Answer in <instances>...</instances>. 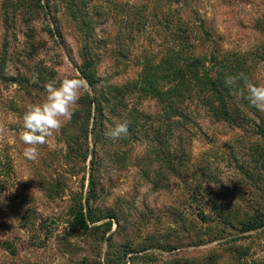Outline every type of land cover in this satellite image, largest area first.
Segmentation results:
<instances>
[{
    "label": "rangeland",
    "instance_id": "1",
    "mask_svg": "<svg viewBox=\"0 0 264 264\" xmlns=\"http://www.w3.org/2000/svg\"><path fill=\"white\" fill-rule=\"evenodd\" d=\"M223 57L264 85V0H0V264H264V112L237 92L220 120L178 76ZM75 77L71 121L25 158L27 106Z\"/></svg>",
    "mask_w": 264,
    "mask_h": 264
},
{
    "label": "clouds",
    "instance_id": "2",
    "mask_svg": "<svg viewBox=\"0 0 264 264\" xmlns=\"http://www.w3.org/2000/svg\"><path fill=\"white\" fill-rule=\"evenodd\" d=\"M224 83L230 89L237 90L251 106L264 112V85L250 83L243 73L226 76ZM88 89L87 81L79 77L65 78L58 86L54 82L45 86L46 96L43 102L28 105L22 116L23 130L19 134V140L25 145V158L33 161L38 159V146L44 145L48 138L58 133L66 122L71 121L75 105L82 92ZM128 127V121L115 122L106 136L112 141L123 139L128 135Z\"/></svg>",
    "mask_w": 264,
    "mask_h": 264
},
{
    "label": "trees",
    "instance_id": "3",
    "mask_svg": "<svg viewBox=\"0 0 264 264\" xmlns=\"http://www.w3.org/2000/svg\"><path fill=\"white\" fill-rule=\"evenodd\" d=\"M226 59L227 57H223L221 61H217L214 59L215 60L214 62L216 63L217 66L219 65L220 68H222V65L224 64L223 69L216 71L215 76L199 73L198 66L201 63L197 59L192 60L191 62L189 61V63L187 64L188 72H189L188 75L182 70V73L180 72L178 76H180L182 80H193L196 82L204 81V86L212 94L211 99L209 101V106L212 109L214 116L220 120L229 123H235L236 118L233 115V110L237 111L239 108L237 107L236 103L234 104L232 103L234 107L233 106L231 107L230 101L236 100V93L238 91L235 89H230L224 83L225 77L229 75V73L225 71ZM84 76L87 78V80H89L88 83L90 87L93 89L95 86L94 85L95 81H91V79L93 80L94 77L91 75H86V73H84ZM122 94L124 95V93ZM109 103H110V97L106 93H103L100 97H98L97 95L93 96L89 98L87 102V104L89 105V109H88L89 114H91L92 108L93 106H95L94 121L97 123V119H98L100 121V126L102 127L104 120L106 119V107ZM130 128H132L133 130V128L135 129L137 127L134 125ZM90 186H91L90 189L91 197L95 198L96 181L93 177V173H91V177H90ZM76 226L84 230L89 229V225L85 219V215L82 209L77 213ZM253 228H255V225L248 226L246 230H251Z\"/></svg>",
    "mask_w": 264,
    "mask_h": 264
}]
</instances>
